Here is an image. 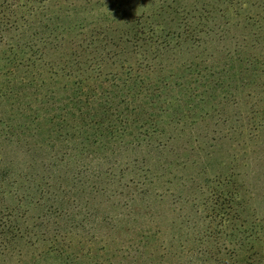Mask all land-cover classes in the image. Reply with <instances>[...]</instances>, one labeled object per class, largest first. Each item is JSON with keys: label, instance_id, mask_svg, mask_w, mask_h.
<instances>
[{"label": "trees", "instance_id": "trees-1", "mask_svg": "<svg viewBox=\"0 0 264 264\" xmlns=\"http://www.w3.org/2000/svg\"><path fill=\"white\" fill-rule=\"evenodd\" d=\"M59 1L0 0V264H118L116 256L121 264H137L123 254L132 244L126 248L124 240H104L97 225L88 242L92 246L80 237L93 218L96 224L117 219L109 212H87L79 203L84 194L91 202L105 196L113 184V168L104 171L92 159L127 136V143L139 146L159 138L161 114L173 109L168 98L176 97L175 92L184 94L193 110L205 101L203 85L215 75L207 70L211 64L191 60L167 68L164 62L180 56L184 45L189 52L205 50L213 33L192 28V20L181 16L188 30L176 34L152 16L127 22L115 36L94 35L93 29L77 42L64 36L62 24L54 25L59 19L40 16L45 4ZM254 73L261 76L264 70L255 68ZM250 85L244 83L240 90ZM228 88L215 83L205 92L210 97L213 89ZM257 110L262 112L255 115L264 112ZM263 122L261 116L256 124ZM146 172L153 185L156 174ZM131 183L122 189H144L138 180ZM233 199L225 198L226 205L211 216L218 220L217 230H206L202 237L217 238L229 230L234 248L213 241L198 253L195 264H263L264 233L236 225L244 218L231 207ZM240 248L246 249V257L237 255ZM226 250L232 254L229 260Z\"/></svg>", "mask_w": 264, "mask_h": 264}, {"label": "rangeland", "instance_id": "rangeland-1", "mask_svg": "<svg viewBox=\"0 0 264 264\" xmlns=\"http://www.w3.org/2000/svg\"><path fill=\"white\" fill-rule=\"evenodd\" d=\"M44 6L45 14L40 16L59 19L54 25L62 24L64 36H69L68 40L77 38V42L83 39L80 34L93 29L94 35L105 32L115 36L126 29L127 22L152 16L156 24L162 23L176 34L188 30L181 25V16L192 20V28L213 33L205 50L189 52L190 46L184 45L182 51L188 48L187 53L164 62L167 68L191 60L211 64L207 70L215 75L203 85L201 96L205 101L193 110L186 105L189 102L184 101V94L175 92L176 97L168 98L173 109L161 114L159 138L139 146L127 143L131 140L127 136L126 142L119 141L92 159L93 166H103L104 171L113 168V184L105 196L91 202L84 194L79 203L87 212L98 210L101 216L109 212L117 219L96 224L93 218L85 225L82 241L92 246L88 242L97 225L104 240H124L126 248L132 244L123 254L135 258L137 264H195L198 253L213 241L224 242L229 249L235 246L229 245L235 240L229 230L217 238L202 237L204 231L219 227L218 220L213 221L211 216L226 205L225 198H234L231 207L243 214L244 223L240 221L237 226L249 230L255 227L263 234L264 122L261 127L256 123L264 112L261 116L254 112L264 109V75L256 76L254 70H264V0H60ZM250 66L251 70L246 69ZM215 83L228 85V91L213 89L209 97L205 91ZM244 83L253 85L240 90ZM148 169L156 174L153 185ZM133 180L144 183V189H122ZM5 198L8 200V196ZM116 241L112 247H116ZM244 249H238L237 255L246 257ZM223 253L227 260L232 256L228 250ZM113 261L121 264L122 258L116 256Z\"/></svg>", "mask_w": 264, "mask_h": 264}]
</instances>
